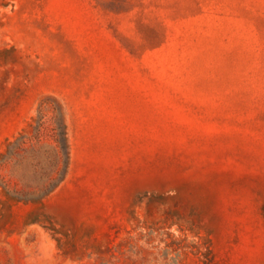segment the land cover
<instances>
[{
  "label": "rangeland",
  "instance_id": "374dc122",
  "mask_svg": "<svg viewBox=\"0 0 264 264\" xmlns=\"http://www.w3.org/2000/svg\"><path fill=\"white\" fill-rule=\"evenodd\" d=\"M0 264H264V0H0Z\"/></svg>",
  "mask_w": 264,
  "mask_h": 264
}]
</instances>
